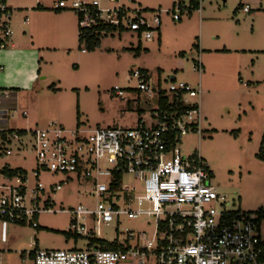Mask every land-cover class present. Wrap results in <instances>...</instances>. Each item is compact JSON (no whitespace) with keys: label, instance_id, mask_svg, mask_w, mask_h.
Instances as JSON below:
<instances>
[{"label":"rangeland","instance_id":"374dc122","mask_svg":"<svg viewBox=\"0 0 264 264\" xmlns=\"http://www.w3.org/2000/svg\"><path fill=\"white\" fill-rule=\"evenodd\" d=\"M8 1L12 2V16L8 10L12 34L23 35L26 17V27L36 33L33 42L42 48L41 73L31 91H12L0 102L6 111V128L26 132L10 145H3L12 155L0 157V168L6 165L24 170L27 193L36 184L31 174L34 155L30 132L51 123L69 131L76 127L92 130L133 126L155 105L145 103V95L134 91L136 82L131 71L140 69L149 73L152 83L166 77L191 86L199 83L201 134L184 136L181 152L185 156L194 150L199 153L227 209L263 214L260 235L264 238V161L256 157L264 137V0L260 5L250 4L249 13L241 9L234 12L240 0H200V11L181 10L180 20L175 21L173 3L178 0H117L118 5L137 9L147 18L160 11L159 41H139L128 33L106 35L100 37L93 50L78 40L73 11L54 12L59 0ZM179 1L181 7H188V0ZM107 6L106 0L100 1V7ZM198 45L207 52L198 50ZM198 53L201 74L193 69ZM114 87L121 89L122 97L115 95ZM137 109L142 111L139 116ZM62 179L42 173L39 182L47 190L50 183ZM132 181L131 177L124 179L125 183ZM87 189L74 182L61 185L51 195L53 213L38 217V229L5 226V242L10 236L15 241L2 244L8 247L0 250V264H33L29 255L34 250V235L38 250L84 249L83 241L73 242L70 214L65 212L89 203L84 192ZM151 224V218L142 216L124 221L119 229L149 231ZM99 235L110 240L114 232L112 227H103ZM148 264H154V258H149Z\"/></svg>","mask_w":264,"mask_h":264},{"label":"built area","instance_id":"2783aa9c","mask_svg":"<svg viewBox=\"0 0 264 264\" xmlns=\"http://www.w3.org/2000/svg\"><path fill=\"white\" fill-rule=\"evenodd\" d=\"M1 1L0 40L4 42L12 31L8 9ZM100 1L59 0L54 8L73 11L80 30L98 29L100 37L130 33L149 42L159 33L160 11L147 18L137 9L118 5L117 0H106L104 8ZM173 5L174 21L180 20L181 10L200 11V0L195 9L190 1L186 8L179 0ZM193 66L202 73L199 58ZM131 76L134 91L145 95V103L155 102L152 112L133 126L69 131L51 123L30 132L31 174L36 184L27 193L26 173L10 177L2 170L11 168H0V230L7 225L37 229L38 217L53 213L51 195L61 185L74 182L88 186L84 192L89 203L65 213L70 214L73 242L83 241L84 249L38 250L33 237V264H148L149 258H154V264H264L258 213L227 209L199 153L194 150L185 156L181 152L184 136L201 134L199 83L191 86L170 77L152 83L149 73L140 69H133ZM113 91L123 96L121 89ZM6 97L0 91V102ZM5 112L0 107V157L12 155L3 145L26 134L24 130L22 136L8 134ZM42 173L63 179L46 190L39 182ZM129 177L134 182L125 183ZM142 216L152 219L149 231L119 229L124 221ZM103 227H112V239L100 237Z\"/></svg>","mask_w":264,"mask_h":264},{"label":"crops","instance_id":"0c3cea01","mask_svg":"<svg viewBox=\"0 0 264 264\" xmlns=\"http://www.w3.org/2000/svg\"><path fill=\"white\" fill-rule=\"evenodd\" d=\"M1 2L5 4L7 9L9 10L10 16H12V8H11L12 2L8 0H2ZM240 3L241 4H239L238 7H236L234 12H236L239 9L242 10L244 7H247L248 12L246 13H249L250 4L260 5V0H240ZM54 12L59 13L61 11L54 10ZM27 23H28L27 18L25 17L22 25L25 26L26 30L22 33L23 35L14 36L13 34H11L10 39L4 42L2 41L3 42L2 46H0V91L3 93L4 96H7V98L10 97V92L12 91L13 92L31 91L33 85L37 82L41 73L40 64L42 61L41 58L42 48H39L38 46L35 45V42H33L36 39V33L35 32L32 33L30 27L29 28L26 27L28 26ZM159 35H160V31L156 36L153 37V39L155 38L157 41H159ZM198 46H199L198 50H201L202 53L207 52L202 48L200 49V45ZM225 49H224L225 52L231 51ZM241 51L248 52L246 50H241ZM198 55L200 59L201 54L198 53ZM13 98L15 97L13 96ZM5 231L6 228L3 229V231L0 230V245H1L0 250H4L5 247L6 248L8 247V246L5 247L3 246L7 243L5 242V235H6ZM14 241H15V237L10 236L7 244L13 243ZM22 255L23 252L20 253V256ZM29 257H31V253Z\"/></svg>","mask_w":264,"mask_h":264},{"label":"trees","instance_id":"16d2710c","mask_svg":"<svg viewBox=\"0 0 264 264\" xmlns=\"http://www.w3.org/2000/svg\"><path fill=\"white\" fill-rule=\"evenodd\" d=\"M190 1V4L194 7V9L196 8V0H189ZM57 10V9H55ZM99 31L98 29H94V30H90V31H82L78 28V40L80 42H83L84 45L86 46V48L90 49V50H93V48L96 47V45L98 44L99 42V39H100V36H99ZM2 41L0 40V46H2ZM162 103L165 102V100H160ZM136 113L139 115L141 113V110H136ZM8 134H12V133H15L17 136H22L24 135V131L23 130H8L7 131ZM263 142H264V137H263V141L260 145V148H259V151L258 153L256 154V157L258 159H260L261 161H264V148H263ZM3 173H5L6 175L12 177V176H17V174H25V171L22 170V169H19V168H16V169H8V168H5L2 170ZM258 213V216H259V220H261L263 218V214L260 213V212H256ZM35 237V235H34ZM110 248H114V247H110Z\"/></svg>","mask_w":264,"mask_h":264},{"label":"water","instance_id":"95a60500","mask_svg":"<svg viewBox=\"0 0 264 264\" xmlns=\"http://www.w3.org/2000/svg\"><path fill=\"white\" fill-rule=\"evenodd\" d=\"M170 79H172V77H170Z\"/></svg>","mask_w":264,"mask_h":264}]
</instances>
